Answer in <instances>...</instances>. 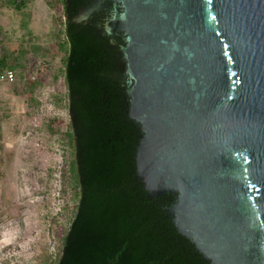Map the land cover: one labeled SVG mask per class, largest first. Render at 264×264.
<instances>
[{
    "label": "water",
    "instance_id": "95a60500",
    "mask_svg": "<svg viewBox=\"0 0 264 264\" xmlns=\"http://www.w3.org/2000/svg\"><path fill=\"white\" fill-rule=\"evenodd\" d=\"M116 1L145 190L211 264H264V0Z\"/></svg>",
    "mask_w": 264,
    "mask_h": 264
},
{
    "label": "trees",
    "instance_id": "16d2710c",
    "mask_svg": "<svg viewBox=\"0 0 264 264\" xmlns=\"http://www.w3.org/2000/svg\"><path fill=\"white\" fill-rule=\"evenodd\" d=\"M85 3L61 0L68 139L78 194L56 264H211L166 211L177 194L152 198L137 175L143 133L129 115L121 51L126 36L103 31L106 13L75 21Z\"/></svg>",
    "mask_w": 264,
    "mask_h": 264
},
{
    "label": "rangeland",
    "instance_id": "374dc122",
    "mask_svg": "<svg viewBox=\"0 0 264 264\" xmlns=\"http://www.w3.org/2000/svg\"><path fill=\"white\" fill-rule=\"evenodd\" d=\"M61 0H0V264H56L75 213Z\"/></svg>",
    "mask_w": 264,
    "mask_h": 264
},
{
    "label": "flooded vegetation",
    "instance_id": "af4514ba",
    "mask_svg": "<svg viewBox=\"0 0 264 264\" xmlns=\"http://www.w3.org/2000/svg\"><path fill=\"white\" fill-rule=\"evenodd\" d=\"M115 3V5H114ZM87 11L86 18L90 17L91 15H96L99 13H106V21H109L112 18V15L115 11L121 13L123 11L120 3L116 0H86L85 5L79 8V14L76 16H80ZM75 17V18H76ZM123 33L121 31H117V34Z\"/></svg>",
    "mask_w": 264,
    "mask_h": 264
},
{
    "label": "built area",
    "instance_id": "2783aa9c",
    "mask_svg": "<svg viewBox=\"0 0 264 264\" xmlns=\"http://www.w3.org/2000/svg\"><path fill=\"white\" fill-rule=\"evenodd\" d=\"M16 80L14 71L5 70L0 71V83L11 84Z\"/></svg>",
    "mask_w": 264,
    "mask_h": 264
},
{
    "label": "crops",
    "instance_id": "0c3cea01",
    "mask_svg": "<svg viewBox=\"0 0 264 264\" xmlns=\"http://www.w3.org/2000/svg\"><path fill=\"white\" fill-rule=\"evenodd\" d=\"M12 70V69H11Z\"/></svg>",
    "mask_w": 264,
    "mask_h": 264
}]
</instances>
